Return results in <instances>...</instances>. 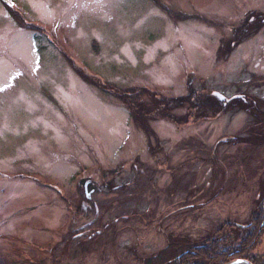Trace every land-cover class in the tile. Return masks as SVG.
Instances as JSON below:
<instances>
[{"label": "rangeland", "instance_id": "obj_1", "mask_svg": "<svg viewBox=\"0 0 264 264\" xmlns=\"http://www.w3.org/2000/svg\"><path fill=\"white\" fill-rule=\"evenodd\" d=\"M249 13L264 0H0V264H164L234 239L264 182V24L217 49ZM137 87L258 110L142 128L113 94Z\"/></svg>", "mask_w": 264, "mask_h": 264}, {"label": "trees", "instance_id": "obj_2", "mask_svg": "<svg viewBox=\"0 0 264 264\" xmlns=\"http://www.w3.org/2000/svg\"><path fill=\"white\" fill-rule=\"evenodd\" d=\"M11 16L13 17L12 14ZM246 17L247 19L241 23V26L233 29V37L235 36V38L232 37L229 41L225 39L221 40L222 42L217 49L219 55L231 52V43H233V45L240 43L241 40L237 37V32L239 31L238 33H240L251 18H254L253 24H256V26L264 24V14L255 13V16L250 18L249 13ZM17 18L22 19L18 15ZM257 19L259 21H256ZM19 26L25 29L30 28L35 31V27L30 24L20 22ZM243 34L244 33H242V35ZM76 71L79 72V76L83 80L85 79L87 82L97 85L100 90L102 89L108 92L103 84H101V88L98 81L87 77L78 69H76ZM113 94L126 108L128 107V109H130L131 119L137 124L140 122L139 125L142 128L146 125L148 126L147 121H149V115L154 110H159L162 115H166V113L170 115V112L176 110L178 107L187 108L192 106L202 111L203 115H208L207 112L213 115V113L217 114L227 110L235 103L240 104L242 109H248L254 106V109L258 110V105L255 106L256 102L248 94H244L243 98H225L224 101H220L216 96L208 92L197 94L196 90L191 87L187 94L169 100L163 96L156 95L154 91L150 90L148 87L141 89H138V87L126 90L118 89ZM176 118L181 122L182 118L177 117V115ZM262 124H264V122ZM262 183L264 182L261 180L259 183L261 186L258 195L259 199L257 198L258 200L253 208L250 219L245 223V226L236 228L238 234L235 235L234 239L231 238L225 243V235L215 232V234L203 238L197 245L195 242L184 244L183 246L185 247L183 250L168 258L164 264H223L232 259L241 258L248 260L251 264H264V251L262 253L254 251L257 245L262 243L261 236L264 234V186ZM161 253L162 252L158 253V256ZM149 259L151 258L146 260Z\"/></svg>", "mask_w": 264, "mask_h": 264}, {"label": "water", "instance_id": "obj_3", "mask_svg": "<svg viewBox=\"0 0 264 264\" xmlns=\"http://www.w3.org/2000/svg\"><path fill=\"white\" fill-rule=\"evenodd\" d=\"M226 264H251V263L245 259H235V260L230 261L229 263H226Z\"/></svg>", "mask_w": 264, "mask_h": 264}]
</instances>
